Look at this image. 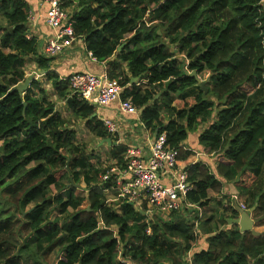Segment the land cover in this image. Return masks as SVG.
<instances>
[{"label":"trees","instance_id":"16d2710c","mask_svg":"<svg viewBox=\"0 0 264 264\" xmlns=\"http://www.w3.org/2000/svg\"><path fill=\"white\" fill-rule=\"evenodd\" d=\"M152 3L157 6L151 8ZM186 3L191 6L169 26L166 34L156 26L149 27L153 19L166 17L174 8L178 10V6ZM206 4L210 7L205 16L214 18L230 7L237 15L205 52L194 55L197 49L191 48L187 56L190 62L182 69L179 54L190 45L205 40L212 28L211 19L202 20L195 31H189L178 42L173 41L172 50L161 41L190 22ZM63 6L68 11L71 9L76 36L84 40L86 49L97 60L111 55L113 50L117 52V60L107 64V72L112 79L124 76L120 82L128 87L123 98L131 99L137 108L147 103L145 89L168 76L176 77L166 87L161 85L164 90L159 91L140 113L145 127L157 135L165 133L172 148L181 152L180 142L195 127L197 118L207 119L214 111L215 120L198 137V143L215 148L232 121L244 112L249 113L243 127L231 139L230 147L214 163L232 181L237 193L249 195L251 204L246 207L256 208L253 215L256 227L264 225V189L259 190V178L264 170V8L260 0H63ZM29 16L30 7L26 1L0 0V262L56 264L61 259L58 264H120L114 259L117 240L112 238L110 229H100L83 240H75L76 235L96 227L99 211L106 224L119 226L121 239L129 230V220L138 225L137 235L124 245L122 255L139 264H164L170 259L172 264H264V232L242 234L239 226L227 223L223 229L215 230L216 234L205 241L207 247L195 252L190 260L173 259L174 249L182 247L186 252L191 245L166 239L160 225L149 220L147 205L138 211L134 204L124 200L119 207L106 203L108 196L118 192L114 184L101 180L112 166L96 168L99 155L76 145L80 143L74 131L58 127L67 123L65 118L56 113L43 127L26 119H35L42 112L47 115L43 105L49 100L46 89L37 79L24 94L9 92L17 79L26 80L28 58L38 55V42L34 37L29 38ZM239 25H243V30ZM131 33L135 35L120 43L123 36ZM141 44L149 47L141 49ZM233 48L235 52L228 60H221L209 77L210 81L205 82L208 92L201 89L192 74L196 72L198 77L202 76L206 67H212V60L218 53ZM51 60L39 56L37 67L47 72V81L54 82L57 94L63 96L71 89L69 81L58 80L51 71ZM149 60L153 61L151 68L147 67ZM124 62H130L131 77L122 70ZM133 78L140 81L132 84ZM214 94L217 99L226 94L225 101L213 100ZM176 101L183 107L173 108ZM68 104L75 119L85 120L93 135L103 140L110 138L103 124L92 118L95 107L73 95ZM173 113L176 118L168 119L165 125L163 120ZM45 130L50 131L48 143L42 136ZM37 140L41 144L34 148ZM127 149L114 147L112 160L122 164ZM49 166L54 170L49 172ZM208 168L205 163L187 167L190 180L205 177L190 183L192 190L187 200H199L210 188L220 187L214 177L205 176ZM81 177L86 183L84 190L77 188L81 185ZM53 186L62 190L49 196ZM256 190L259 191L253 193ZM213 199L217 198L205 199L198 207L206 209L214 203ZM83 203L88 207L76 212L69 221L59 220L69 206L78 207ZM218 206L223 209V220L229 213L230 218L239 216L232 203L226 207L219 201ZM152 218L158 219L156 215ZM213 219L214 215L204 226ZM160 223L168 236L183 237L185 242L197 239L191 235L195 225L184 219ZM149 227L151 235L147 233ZM60 233L65 235L60 236ZM45 242H48L47 247L43 246ZM58 248L62 250L57 252ZM54 252L57 257L49 262Z\"/></svg>","mask_w":264,"mask_h":264},{"label":"clouds","instance_id":"9594fccd","mask_svg":"<svg viewBox=\"0 0 264 264\" xmlns=\"http://www.w3.org/2000/svg\"><path fill=\"white\" fill-rule=\"evenodd\" d=\"M262 4H264V0H260ZM157 5L155 3L151 4V8H155ZM190 4H185L183 6H178V10L174 8L172 11H170L166 17L163 18H156L153 19L149 27L156 26L158 31L167 33V30L170 25L173 24L174 21L177 20V18L188 8L190 7ZM45 7H50L49 5H45ZM210 7V4H206L203 8L200 9L199 13L195 15V17L188 23H185L177 28L175 32L172 33L171 36H167L163 39L161 42L167 46L169 50H172L174 47L173 41L178 42L180 39L183 38L184 35H186L189 31H195L197 28V25L202 22V20H209L211 19L212 28L209 30L208 34L205 37L204 41L196 42L192 45H190L188 48H186L183 52L179 54V59L183 61V64L181 65L182 69H185L187 67V64L190 62L187 59L188 52L191 50V48H196L197 52L194 53L200 54L207 50L208 46H210L213 41L217 40L220 32L224 30L230 23L231 19L235 17L237 14L232 11V8H228L225 10L224 13H221L217 15L216 17H210L205 16L204 13L207 10V8ZM71 9H69V12ZM264 12V10H262ZM55 13H49V15H54ZM95 21V18H94ZM100 26V25H95ZM60 27H63V25H60ZM240 30H243V25H239ZM55 32L59 33V35L55 36V39L52 41H46V43H51L54 48L57 49V52H62L63 49H72L74 50L76 45H80L79 40L74 41H67L65 43H58L60 40V36L64 35V33L59 32V28H55ZM47 31V30H45ZM53 33H50V35ZM69 36L72 35L71 29L69 28L68 33ZM135 33L126 34L123 36L120 40V43H123L125 39H130L131 36H134ZM239 35V32L236 34ZM115 43V41H114ZM231 43V41H229ZM81 48H83V45H80ZM116 47H119V44H116ZM149 45L147 44H141V49L148 48ZM235 52V48L232 49V51L227 52H220L217 54V56L212 60V67L208 68L206 67L202 79L207 80L212 74L213 70L215 69V66L221 61V60H228L230 56ZM47 55V53H45ZM56 54L53 53V56ZM80 58V54H77V59ZM117 60V52L115 50L112 51L111 55H108L105 58H102L100 60H97L94 54L89 51L87 53V61L91 64H96L100 68V72L97 73V75L100 76L102 83L96 84L95 87L87 88V89H80V95L82 98L86 101H91V103L98 104L100 103V96L97 95L98 89H106L107 94L111 95L113 99H119V94L124 91L125 88L128 87L127 84H124L121 86L120 81L124 79V76L117 75L116 78L112 79L111 81L108 80L107 72L104 71L105 66L111 62ZM75 64L74 60H70L67 58V54H63L61 58L55 59L52 61L51 66L52 68L59 74L60 79H64L68 75H74L75 71H78V68H70L69 65ZM153 66V61L149 60L147 62V67L151 68ZM123 72L128 76H132V71L130 69V62H124L123 63ZM43 70L39 69L35 63L32 64L30 70L25 71L24 76H35L37 80H40L42 78ZM175 76H168L166 79L162 81H157L153 86L149 89H145L144 94L148 96L147 103L141 105L140 107H133L131 105V99H129L127 105L120 104L118 105L120 111L119 114L113 113L111 116L112 119L119 118L121 120V123L124 124V127L126 130H131L134 128H138L143 132V135L148 136V132L144 131L145 125L143 122L139 121V114L143 112L144 108L147 107L152 103V99L155 97V95L159 91H163L164 87L167 86L169 83H171L173 80H175ZM23 79H17V83L12 85V87L18 86V84L23 83ZM47 90H52L54 88V82H49L47 85H45ZM76 92V89H70L64 93L63 96L61 95H52L49 97V100L47 103L43 105V111L47 112V115H44L43 112L41 115L35 119L27 118L32 123H35L37 127H43L47 124L49 120L53 118V116L62 111L67 107L68 100L71 98V96ZM150 93V95H149ZM23 100V97H21ZM37 100L40 99V97H36ZM213 100H217L218 103H223L226 99V94L224 96H220L219 99H217L216 95L214 94L212 96ZM194 101H189V103H193ZM107 103V101H105ZM173 108L177 107H183L182 104H180L179 101H176L172 105ZM100 109H97V112H99ZM163 116H167V113H162ZM249 115L248 112L242 113L239 117H237L232 123L229 125V128L226 130L225 135L221 139V143L215 147L212 148L207 144H201L198 143V141L195 144V152L190 153L186 155V157L182 160L177 162V167L175 170H172L171 166L168 167V169L164 172L165 179L163 181L156 179L153 177L156 183H161L165 185V191L161 193H156L155 195L159 197V200L157 201L156 208H153L152 204L149 203L147 211L149 212V220L152 224L160 225L161 231L164 233L166 239H170L174 242H180L182 245L184 243H187L188 245H191V247L184 252L183 248L180 249H174L175 256L173 259H190L192 255L195 252L200 251L201 248H206L207 245L205 241L208 239L209 236H214L216 234V231H206L204 229V221L206 217H204L203 210L198 207L199 203H201L203 200L215 197L217 199L223 197L225 194H230L232 197V201H224L225 204L235 202L238 199V193L237 190L234 188L232 181H230L226 174L222 173L215 165L214 161H216L219 157L223 156L225 151L230 147V141L234 138V136L240 131V129L244 125V121L247 119V116ZM216 117V112H212L211 116L207 119L205 118H197L195 127L188 131L187 137L180 142L181 146H188L185 147V152H188V148L193 146V140L194 138H198L202 132L211 124L214 122ZM90 118V117H89ZM126 118H131L132 123H125ZM175 114L173 113L170 117L163 120V123L166 125L168 123V119H175ZM83 123V121H80ZM155 125V122H153ZM74 124H60L58 127L60 128H72ZM109 129L111 131H116V128H114L112 125H109ZM43 139L45 143L50 142V131L45 130L42 133ZM103 137H95V142L93 144L89 145V151L92 149L98 148L99 144L102 142ZM166 140V134H161L159 139H155V132L153 130L152 138L147 141L148 148L155 153V149L160 148L165 144ZM118 142H126L124 140V134L123 132L120 133V140ZM41 144L40 140H37L35 142L34 148L36 146H39ZM53 148L56 147L55 144L51 145ZM60 152L64 153V149L60 148ZM177 153L176 151H173L171 148H169L167 151L164 152L162 158L171 160L173 156H175ZM203 161L206 163L209 168L205 176H211L214 177L217 181L220 182V187L218 188H210L207 192L206 196L200 197L199 200L192 201L187 200L183 194V190L186 183H191L193 180L203 179L204 176L201 177H194L192 180L189 179L188 173L184 171V169L189 165L193 163H197ZM115 161H113V164ZM105 168L108 167V165H104ZM53 167L49 166L48 171H53ZM118 168L112 167L111 173L118 172ZM120 178H127L131 180L130 173H120ZM103 179H107V176H104ZM80 183L83 184V177H81ZM67 181H65V184ZM143 187V184L137 182L135 184L129 183L126 188L119 194V196H108L106 203L110 206L115 205L116 207H119V204L121 201L124 200V198L127 196L128 193H132V196L128 197L129 202L135 203V208L139 211L141 210V201L135 200L136 195L138 194L139 190ZM62 189H58L55 186L52 187L49 196L55 195L57 191H60ZM179 192L180 195L177 196L175 193ZM166 197H170L172 200L177 201L178 207H176L175 210L169 205H164L161 207L160 205L163 204V201ZM182 202V203H181ZM38 203V202H37ZM31 207V206H30ZM88 207L87 203L80 204L78 207H72L69 206L67 209V212L64 216L60 217L59 220L61 222H67L71 219V217L76 213L83 209ZM210 207H215L214 204L210 205ZM173 211H175V214H173ZM155 213V215L158 217V219H153L152 216ZM213 215L212 212L208 213V216ZM51 218V217H49ZM97 218L98 223L96 224V227L93 228L91 231H84L80 233L79 235L75 236V240L80 241L85 239L87 236L91 235L93 232H96L100 229L108 228L112 231V238H115L117 240V246L116 251L114 253V259L116 261H119L120 264H139L138 261H133L131 258L125 259L122 255L124 250V245L131 239H133L138 231V225L134 223L133 221L129 220V230L124 237V239L120 238L119 235V226L117 224H106L104 219L102 218L101 213L97 212ZM176 219H184L186 222L194 224L195 227L192 230L191 235H194L197 239L195 242L193 241H184L183 237L180 236H168L166 232H164L161 221L170 222L172 220ZM219 219V217H218ZM44 223H47V220L44 221ZM43 227V224L40 225ZM212 228H215L217 231L224 228L223 224H217L213 223L211 226ZM148 234L151 235V227L147 229ZM65 235V233H60V236ZM58 237H54L53 239H58ZM68 243H71V239L68 241ZM44 247L48 246V242H45ZM62 249L58 248L56 249L57 252H60ZM2 264V262H0ZM164 264H172V260L165 261Z\"/></svg>","mask_w":264,"mask_h":264},{"label":"built area","instance_id":"2783aa9c","mask_svg":"<svg viewBox=\"0 0 264 264\" xmlns=\"http://www.w3.org/2000/svg\"><path fill=\"white\" fill-rule=\"evenodd\" d=\"M43 3L46 5H49L48 7V13H47V25L51 27L54 31L55 28H59L60 33H64V35L60 36V40L58 43H65L67 41H74V40H82L81 37L76 36L73 24L74 21L72 19V16L68 10H66L63 6V0H42ZM54 12V15H49V13ZM60 25H63V27H60ZM71 29L72 35L69 36L68 30ZM59 35V33H56L53 36H50L46 39V41H52L55 39V36ZM33 36L29 34V38H32ZM66 50L69 49H63L62 52H57V49L52 46L51 43H45V53H47L46 58L48 59H55L56 57H59L62 55ZM53 53L56 55L53 56ZM108 80L111 81L112 78L109 76L107 72ZM69 86L71 89L75 88L76 92L73 94V96H76L79 100L85 101L89 103V105L95 107V108H108L115 102H119L120 104L127 105L129 99H124V91L119 94V99H113L111 95L107 94L106 89H98L97 95L100 96V103L94 104L91 103V101H86L82 98L80 95L79 90L80 89H87L91 87H95L96 84L102 83L101 78L99 75H92L89 73H75L72 75L69 79ZM121 84V82H120ZM121 86H123L121 84ZM107 101V103H105ZM131 105L133 107H136L132 100ZM106 128L108 129L110 134H117L119 129L117 127V124L111 121L103 122ZM109 125H112L114 128H116V131H111L109 129ZM165 134V133H164ZM160 135H156L155 139L158 140ZM169 148H171L173 151H176V155L171 158V160L163 159L162 156L165 151H167ZM183 148V147H182ZM181 159V152L178 151L176 148H172L168 144V139L166 135L165 144L161 146L160 148L155 149V153L149 149V155H145L140 147H128L126 153L122 156V164L114 163L112 167L118 168V172L111 173V168L107 170V172L101 177V180L103 182H110L115 185L118 192L117 195L124 190V188L127 187L129 183H141L143 184V187L139 190L138 194L135 197V200L141 201V208L143 205L149 206V203L152 204L153 208H156L157 201L159 200V197L156 196V193H161L165 191V185L163 182L156 183L153 177L156 179H159L163 181L165 179L164 172L168 169L169 166H171L172 170H175L177 167V162H179ZM189 166V165H188ZM187 166V167H188ZM187 167L184 169V171L187 170ZM130 173L131 180L127 178H120V173ZM187 172V171H186ZM104 176H107V179H103ZM192 190V186L190 183H186L183 194L185 198L187 199V194ZM175 195L179 196L180 193L177 192ZM132 196V193H128L127 196L124 198L125 202L128 201V197ZM135 205L134 202H130ZM182 203V202H181ZM164 205H169L173 208V210L178 207L177 201L172 200L170 197H166L163 201V204L160 206L163 207ZM242 209L245 211H249V209L246 207V205H241ZM175 211H173L174 213ZM155 215V213L153 214ZM148 233V231H147ZM190 260V259H188Z\"/></svg>","mask_w":264,"mask_h":264},{"label":"crops","instance_id":"0c3cea01","mask_svg":"<svg viewBox=\"0 0 264 264\" xmlns=\"http://www.w3.org/2000/svg\"><path fill=\"white\" fill-rule=\"evenodd\" d=\"M24 1H26L28 3L29 7H30L29 34L32 35L35 38V40L38 42V55L31 56V57L28 58V64H27V67H26V71H27V70H30V68H31L33 63H35L37 65V59L39 58V56L40 57L42 56L43 58H46V56H45L46 39L49 38L50 36H53L55 34V31L51 27H49L47 25L48 7L47 8L45 7L46 4L43 3L42 0H24ZM262 5H263V8H264V4H262ZM45 30H47V31H45ZM50 33H53V34L50 35ZM79 42H80V45H83V48H81L80 45H76L74 50L69 49V50H66V52L63 53V54H67V58L68 59L75 61V64L69 65V67L70 68H78L79 70L75 71V73H89V74H92V75H97V73L100 72V68L98 67V65L91 64V63H89L87 61L88 50L86 49L85 42H84L83 39L79 40ZM78 53L80 54V58L79 59H77V54ZM62 55H60L59 57H56L55 59L61 58ZM55 59H52L50 61L51 71L53 73H55V75L58 77V80L60 82L68 81V79L72 75H68L64 79H60L59 78V74L52 68L51 63ZM107 66L108 65H106L105 69H104V71H106V72L108 70ZM46 73L47 72L43 71L42 78L40 80H37V81L41 82L42 86L45 89H46L45 85H47L49 83L47 81ZM28 77H30V76H28ZM32 77L34 78V80H36L35 76H32ZM134 79H139V78L131 79V83L132 84L138 83L140 81V79L139 80H134ZM202 81L206 82L207 80H203L202 79ZM53 89H54V92H55L54 95H56L57 94V89H55V88H53ZM46 91L48 93V96L50 97L49 91L47 89H46ZM118 105H120V103L119 102H115L111 106H109L108 108H104V109L103 108H99L100 109L99 112H97L98 108H96L95 109L96 112L92 116V118L97 119L98 121H100L103 124V126L105 127V129H106V131L108 133H109V131L106 128V126L104 125L103 122H106V121L114 122L115 124H117V127L119 129L117 134H110L109 133L111 141H112V145L111 146L108 145L107 143H103L104 140L102 139V142L98 146V149L100 151L96 150V149L91 150L92 152L95 151L97 156L99 155L98 158L100 160L97 162L96 168L107 169L109 166L113 165V161L114 160H112V153L114 152L113 148L116 147V146L140 147L145 155H149V148H148V145H147V141L152 138L153 132L150 129H147L145 127L144 131L148 132V136H145V135H143V132H141V130L138 129V128H134V129H131V130H126L125 127H124V124L121 123V120L119 118H117V119H112L111 118L113 113L119 114L120 109H119ZM58 113L63 118H65L67 120V124H74V126L72 128H67V129L72 130V131H74L76 133L77 140L80 143V144L76 143V145H81V149H87L89 151V145L93 144L95 142L94 139H95L96 136L93 135L89 131L86 121L85 120H76L74 115H73V113H72V111L69 108V104L68 103H67V107L65 109H63L62 111L58 112ZM140 115L141 114H139V121L142 122ZM80 121H83V123H81ZM132 122L133 121H132L131 118H126L125 119V123H132ZM87 132L94 137V139L91 142H89V143L87 141H85ZM121 132H123L124 140L126 142H123V143L118 142L120 140V133ZM156 135L157 134L155 133V136ZM197 141H198V138H194L193 146L188 148V152H185V150H184L185 147H188V146H182L183 148H182V151H181V159H180V161H182L186 157V155L195 152V144H196ZM1 143L2 142H0V144ZM115 143H116V145H115ZM197 163H204V162L200 161V162H197ZM193 164H196V163H193ZM104 165H108V167L105 168ZM189 165H192V164H189ZM83 181H84V179H83ZM259 183H260V189L259 190L264 189V170H263V172H262V174H261V176L259 178ZM79 186H81V187H83L85 189L86 183L83 182V184L81 183V185H79ZM259 190H256L253 193L258 192ZM224 196L228 197V199L232 201V199H231L232 197L230 198L231 195L225 194ZM219 200H221V199L219 198ZM231 203H232V206H233L234 209H235V206H239L242 209V207H241L242 204L249 205V204H251V201H250L249 195L248 196H243V195L238 194L237 201L231 202ZM226 207H227V205H226ZM210 210H213V211H210ZM117 212L119 214L121 213L120 210H118ZM209 212H212L213 214H222L223 209L219 210L218 208L212 209L211 207H207L206 210H205L206 214L203 212L204 217H206L205 221H207L208 217H210V216H208ZM148 215H149V212H148ZM253 215H254V213H253ZM230 216H231V213H229L227 215V217L225 219V222L223 224L224 227L226 226L225 225L226 223H227L228 226H230L229 223H228V220L237 219L238 217H240V214L236 218H230ZM214 222L215 223L218 222L217 223L218 225L223 223V222H220L218 220H213L208 225L203 226L204 229L206 231H215L216 229L211 227ZM261 226H259V227H261L260 229H264V225H261ZM259 227H256V224H255V228H256L258 233H260ZM262 232H264V231H262ZM54 253L52 255H54Z\"/></svg>","mask_w":264,"mask_h":264},{"label":"water","instance_id":"95a60500","mask_svg":"<svg viewBox=\"0 0 264 264\" xmlns=\"http://www.w3.org/2000/svg\"><path fill=\"white\" fill-rule=\"evenodd\" d=\"M122 48H120L121 50ZM193 77L196 78L197 82H198V86L205 90L206 92H208V88L206 87V83L203 82L201 79H199L198 74L196 72H194L192 74ZM134 80H139V79H134ZM34 81V78L32 76L27 77L26 80L23 83H20L18 86L14 87L13 89H10L9 92L12 91H19L21 94H24L27 92V90L30 89L32 82ZM1 82V80H0ZM103 143H107L108 145H112V141L111 138H107L103 141ZM116 145V143H115ZM77 188L79 190H83L84 188L81 186H77ZM235 209L239 212L240 217H238L237 219H230L228 220V223L230 226L233 225H237L240 228V232L242 234L251 232L253 234H258L257 230L255 229V221H254V217H253V213L256 210V208H253L249 211H245L243 209H241L239 206H235ZM90 210V208L88 209Z\"/></svg>","mask_w":264,"mask_h":264},{"label":"rangeland","instance_id":"374dc122","mask_svg":"<svg viewBox=\"0 0 264 264\" xmlns=\"http://www.w3.org/2000/svg\"><path fill=\"white\" fill-rule=\"evenodd\" d=\"M203 75V74H202ZM202 76H199V79H201L202 80V78H201ZM203 80H205V79H203ZM209 80V78L207 79V81ZM45 81V80H44ZM210 81V80H209ZM212 83H214V81H212ZM49 91V95L50 96H52V95H54L55 94V92H54V89H52V90H48ZM94 139V137L92 136V135H90L88 132H87V134H86V138H85V141H87L88 143L89 142H91L92 140ZM95 140V139H94ZM1 145V144H0ZM96 150H99L98 148H95ZM93 150V149H92ZM100 151V150H99ZM90 153L92 152V151H89ZM95 154H96V152L95 151H93ZM239 194V193H238ZM230 195V194H229ZM112 196H117V195H112ZM223 197H226V196H223ZM230 198H231V196H230ZM232 199V198H231ZM231 201V200H229L228 199V197H226L225 199H222V200H219L224 206H226V205H230V203H228V204H226L225 205V203H224V201ZM219 201H218V199H213V204L215 205V207H211L212 209H215V208H218L219 210L221 209L222 210V208L221 207H219L218 206V203H219ZM212 205V204H211ZM235 205V204H234ZM210 207V206H209ZM205 210L206 209H204L203 210V212L205 213ZM210 211H213V210H210ZM206 214V213H205ZM214 215V219L213 220H218V221H220V222H223L222 224H224V222H225V220H223L222 219V215H223V212H222V214H213ZM213 215H211V216H213ZM210 216V217H211ZM210 217H208V219L210 218ZM218 217H219V219H218ZM206 220V219H205ZM205 222V221H204ZM216 223H218V222H216ZM262 227V226H261ZM261 227H259V231L260 232H262V231H264V229H260ZM223 229V228H222ZM256 229V228H255ZM221 230V229H220ZM52 257V258H51ZM50 258H49V262H53L54 260H55V258L57 257V252H55L54 253V255H52ZM60 257V256H59ZM61 259H58L57 260V263L56 264H58V262H61L60 261ZM45 263V262H44ZM63 264V263H62Z\"/></svg>","mask_w":264,"mask_h":264}]
</instances>
